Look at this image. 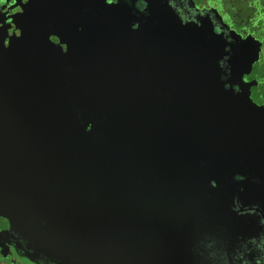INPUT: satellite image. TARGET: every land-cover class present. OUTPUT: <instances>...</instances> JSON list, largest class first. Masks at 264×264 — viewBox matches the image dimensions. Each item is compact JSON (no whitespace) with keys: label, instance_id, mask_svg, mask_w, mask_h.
<instances>
[{"label":"flooded vegetation","instance_id":"af4514ba","mask_svg":"<svg viewBox=\"0 0 264 264\" xmlns=\"http://www.w3.org/2000/svg\"><path fill=\"white\" fill-rule=\"evenodd\" d=\"M105 4L132 35L153 41L147 53L169 35L194 46L199 80L190 83L227 124L225 153L215 142L189 159L177 150L179 167L229 168L192 199L200 229L186 264H264V0H0V264L93 260L88 244L55 234L65 210L93 205L87 179L72 187L39 177L35 154L50 139L23 103H37L40 69L71 45L62 39L103 37Z\"/></svg>","mask_w":264,"mask_h":264},{"label":"water","instance_id":"95a60500","mask_svg":"<svg viewBox=\"0 0 264 264\" xmlns=\"http://www.w3.org/2000/svg\"><path fill=\"white\" fill-rule=\"evenodd\" d=\"M119 11L104 5L102 38L62 39L71 45L40 69L37 103H23L50 139L35 154L39 177L87 179L93 205L65 210L55 234L88 244V264H186L200 229L192 199L229 168L179 167L177 150L189 159L215 142L225 153L227 124L190 83L194 46L169 35L166 54L147 53L153 41L117 22Z\"/></svg>","mask_w":264,"mask_h":264}]
</instances>
